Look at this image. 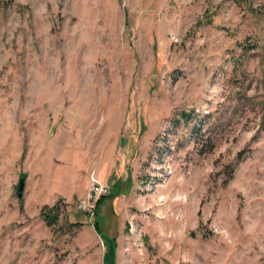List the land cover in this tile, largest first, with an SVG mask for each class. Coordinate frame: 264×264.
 <instances>
[{"label":"rangeland","instance_id":"rangeland-1","mask_svg":"<svg viewBox=\"0 0 264 264\" xmlns=\"http://www.w3.org/2000/svg\"><path fill=\"white\" fill-rule=\"evenodd\" d=\"M0 264H264V0H0Z\"/></svg>","mask_w":264,"mask_h":264},{"label":"trees","instance_id":"trees-1","mask_svg":"<svg viewBox=\"0 0 264 264\" xmlns=\"http://www.w3.org/2000/svg\"><path fill=\"white\" fill-rule=\"evenodd\" d=\"M179 117H184L185 119L188 117V113L185 112H180L179 116H175L172 121L176 123L179 120ZM105 197L111 198L112 196L109 197V194H106L105 196L99 197L94 205L93 208V215H92V227L94 231L97 234H104L103 231L105 232V224H106V215L109 212L108 209L110 205H104L103 199ZM58 212V205L57 203H53L51 205L44 204L40 208L39 214L44 223L48 226H51L55 223L56 215ZM111 240V244L113 245L114 241V234L110 236L109 238Z\"/></svg>","mask_w":264,"mask_h":264},{"label":"crops","instance_id":"crops-1","mask_svg":"<svg viewBox=\"0 0 264 264\" xmlns=\"http://www.w3.org/2000/svg\"><path fill=\"white\" fill-rule=\"evenodd\" d=\"M127 151V149L123 150V152ZM126 153H124L122 156H124ZM135 155L132 157V159L129 160V166L126 167L127 164H125V162L123 160H116L113 162V159L107 164V171L110 170V172L112 173V175L114 176V183L111 184V190L109 187V183L107 180V185H108V194L109 197L110 196H116L115 199H121L122 194V190L125 189L126 192L128 191L129 187L131 188L132 186V172H133V165H134V161H135ZM127 163V162H126ZM126 175V176H125ZM122 177H125L124 179H122ZM118 178H121L122 180L120 182L117 181ZM85 189V188H84ZM84 189H80V193H82V195L84 194ZM127 195V193H124ZM53 201V200H52ZM50 205V203H49Z\"/></svg>","mask_w":264,"mask_h":264},{"label":"built area","instance_id":"built-area-1","mask_svg":"<svg viewBox=\"0 0 264 264\" xmlns=\"http://www.w3.org/2000/svg\"><path fill=\"white\" fill-rule=\"evenodd\" d=\"M108 194V185L105 181L97 179L93 172L88 174L84 194L78 199L76 207L89 219L93 215V208L96 200Z\"/></svg>","mask_w":264,"mask_h":264},{"label":"water","instance_id":"water-1","mask_svg":"<svg viewBox=\"0 0 264 264\" xmlns=\"http://www.w3.org/2000/svg\"><path fill=\"white\" fill-rule=\"evenodd\" d=\"M23 187H24V178L20 176L17 180L16 189H15V194L17 198L21 197Z\"/></svg>","mask_w":264,"mask_h":264}]
</instances>
